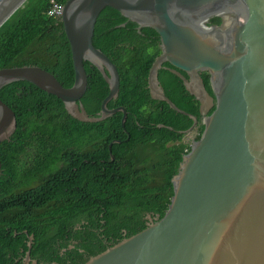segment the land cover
I'll return each mask as SVG.
<instances>
[{"label":"trees","instance_id":"1","mask_svg":"<svg viewBox=\"0 0 264 264\" xmlns=\"http://www.w3.org/2000/svg\"><path fill=\"white\" fill-rule=\"evenodd\" d=\"M51 1L63 5L65 0H27L0 27V69L36 66L70 88L74 72L69 45L59 20L46 15ZM218 24L217 19L210 20V25ZM135 28L105 8L92 41L117 68L118 98L107 108H125L123 127L121 112L94 124L74 120L59 100L27 82L0 90V100L16 120L13 136L0 143V264H14L20 250L46 264H83L107 249L98 229L116 234L125 228L127 239L146 226L139 221L138 229H129L125 220L142 213L163 217L173 195L171 179L189 150V142L182 138L192 120L150 98L146 79L160 53L159 38L148 28L140 29L141 34ZM162 67L171 69L168 64ZM84 68L88 85L80 103L89 116H97L108 85L94 66L85 62ZM201 76L212 94L208 75ZM157 80L178 109L200 118L198 103L177 75L162 68ZM202 130L198 128L195 140ZM32 150L41 156L23 163ZM54 164H60L57 171ZM20 174L23 181H17ZM31 178L38 181L29 189ZM65 236L82 244L66 250L63 258L59 247L67 248L61 242Z\"/></svg>","mask_w":264,"mask_h":264},{"label":"water","instance_id":"2","mask_svg":"<svg viewBox=\"0 0 264 264\" xmlns=\"http://www.w3.org/2000/svg\"><path fill=\"white\" fill-rule=\"evenodd\" d=\"M26 1L0 0V27ZM105 8L157 34L160 53L146 79L150 98L192 120L183 136L199 123L203 130L171 179L163 217L83 264H264V0H65L57 20L69 45L72 86L64 88L39 67L22 66L0 69V90L27 82L59 100L74 120L94 124L121 112L123 127L125 108H107L118 98L117 68L92 43ZM210 19L219 25L209 27ZM85 62L108 85L97 116L80 103L88 85ZM162 68L180 78L201 120L164 95L157 81ZM15 131V115L0 100V143Z\"/></svg>","mask_w":264,"mask_h":264},{"label":"flooded vegetation","instance_id":"3","mask_svg":"<svg viewBox=\"0 0 264 264\" xmlns=\"http://www.w3.org/2000/svg\"><path fill=\"white\" fill-rule=\"evenodd\" d=\"M125 24L126 23L122 24L120 27H124ZM213 26H217V25H210V22H209V27H213ZM135 30L138 34H141L140 30H138L137 28H135ZM208 30H210V28H208ZM208 33H210V32H208ZM157 81L159 83L158 86L160 87V81L159 80H157ZM211 92H212V90H211ZM208 94L211 97L213 96V94H210V93H208ZM198 120H201V119L199 118ZM199 124L200 125L197 127V131H198L199 127L203 128L201 123H199ZM196 134L199 135V131H198V133L196 132ZM182 140H184V138H182ZM71 171H74V170L71 169ZM158 216L159 215L154 214V213H142L140 218L127 219V220H125V223L129 227V229H138L139 228V226H138L139 221H143L144 225L147 226L148 224L155 223L157 220H159L160 218L158 219ZM101 223H102V225L104 224L103 221H101ZM75 228L76 229L79 228V224H77ZM128 232L129 231L125 228H121L119 230V232L116 234H106L105 230L103 228H100L97 230L98 237L102 241L103 246L106 248L111 247V246L115 245L116 243H119L120 241H122L124 239L123 237H125V235ZM25 242H26V245L28 246L29 240L27 239ZM61 242L65 243L67 245V248L59 247V256L60 257H63V254H64V252H66V250H71L75 246L80 245V243L82 244L81 240H75L73 238H69L68 236H65V239ZM31 243H32V241H31ZM79 252L84 253L83 250H79ZM37 259H39V258H37ZM13 262H14V264H46V263H43L42 259H41V261L39 260V262H38L34 257H31L30 254L28 255V251L24 252L23 250H20L19 253L13 257ZM65 263L67 264V262H65ZM51 264H57V263L51 262Z\"/></svg>","mask_w":264,"mask_h":264},{"label":"built area","instance_id":"4","mask_svg":"<svg viewBox=\"0 0 264 264\" xmlns=\"http://www.w3.org/2000/svg\"><path fill=\"white\" fill-rule=\"evenodd\" d=\"M61 8H62L61 4H59L55 1H51L50 7L48 8V10L46 12L47 17L57 20L61 14ZM194 139H195V135L188 137V141H186V142H189V149H190V144ZM188 151L189 150L185 149L184 154H186Z\"/></svg>","mask_w":264,"mask_h":264},{"label":"rangeland","instance_id":"5","mask_svg":"<svg viewBox=\"0 0 264 264\" xmlns=\"http://www.w3.org/2000/svg\"><path fill=\"white\" fill-rule=\"evenodd\" d=\"M193 135H195V134H193ZM193 135H191V136H193ZM183 138H184V141H188V136L184 135ZM38 156H41V154H34V151L32 150L31 153L29 154V157L26 158L25 160H23V163L25 162V164H26V162H28L29 160H30V162H32ZM54 165H55V168H56V171H57V169L60 167V164H54ZM23 175L24 174H20V176H19L17 181H23ZM37 181H38V179L31 178V184L29 185L30 186L29 189L35 187L37 185V183H36Z\"/></svg>","mask_w":264,"mask_h":264},{"label":"clouds","instance_id":"6","mask_svg":"<svg viewBox=\"0 0 264 264\" xmlns=\"http://www.w3.org/2000/svg\"><path fill=\"white\" fill-rule=\"evenodd\" d=\"M148 90V89H147ZM149 93V92H148ZM113 109H115V108H113ZM112 110V109H111ZM196 132H198L197 131V129L196 130H194L192 133H190V134H186V136H188V137H190L191 135H193V134H195V137L197 136V134H196ZM195 140V139H194ZM189 152V151H188Z\"/></svg>","mask_w":264,"mask_h":264}]
</instances>
